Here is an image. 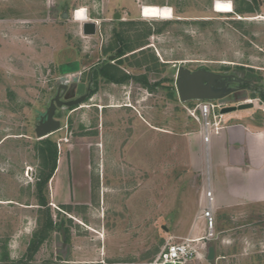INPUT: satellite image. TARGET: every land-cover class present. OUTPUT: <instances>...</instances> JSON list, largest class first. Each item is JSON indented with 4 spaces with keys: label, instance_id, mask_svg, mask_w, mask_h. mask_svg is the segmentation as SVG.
Here are the masks:
<instances>
[{
    "label": "rangeland",
    "instance_id": "obj_1",
    "mask_svg": "<svg viewBox=\"0 0 264 264\" xmlns=\"http://www.w3.org/2000/svg\"><path fill=\"white\" fill-rule=\"evenodd\" d=\"M99 61L96 92L42 138L58 165L41 193L39 113L60 84L67 97L86 87ZM180 67L246 76L254 107L239 113L264 123V0H0V264H153L187 238L205 244L187 264H264V201L213 207L216 236L204 237L210 177Z\"/></svg>",
    "mask_w": 264,
    "mask_h": 264
},
{
    "label": "crops",
    "instance_id": "obj_2",
    "mask_svg": "<svg viewBox=\"0 0 264 264\" xmlns=\"http://www.w3.org/2000/svg\"><path fill=\"white\" fill-rule=\"evenodd\" d=\"M246 117L239 111L225 114L224 127L208 144L197 132V163L204 181L210 177L216 210L264 201V123Z\"/></svg>",
    "mask_w": 264,
    "mask_h": 264
},
{
    "label": "water",
    "instance_id": "obj_3",
    "mask_svg": "<svg viewBox=\"0 0 264 264\" xmlns=\"http://www.w3.org/2000/svg\"><path fill=\"white\" fill-rule=\"evenodd\" d=\"M97 32V23L95 21H85L83 23V33L86 35ZM112 58V57H111ZM232 75L211 71L205 67L197 70H190L186 67H180L177 74L176 84L180 99L188 100H215L222 95L220 88H225L226 82ZM67 88V84H60L57 93L51 98L49 105L44 112L39 113L37 123L35 124V133L37 138L42 139L62 128L60 119L57 118L59 109L63 107H77L83 103L90 94L91 89L80 97L64 99L61 89ZM254 107L253 101H237L236 105H224L223 114L233 113L240 110ZM215 257V248L210 247L208 251V260Z\"/></svg>",
    "mask_w": 264,
    "mask_h": 264
},
{
    "label": "built area",
    "instance_id": "obj_4",
    "mask_svg": "<svg viewBox=\"0 0 264 264\" xmlns=\"http://www.w3.org/2000/svg\"><path fill=\"white\" fill-rule=\"evenodd\" d=\"M224 105L216 100H199L195 106L189 109L191 115L200 124L199 132L203 141L208 144L213 134H217L224 127V115L221 111ZM208 204L202 215L206 224L205 236L212 239L216 236L215 215L213 208V194L208 185L207 190ZM204 245L199 246L197 239L187 238L181 242L167 244L156 258L153 264H187L195 258L204 256L202 249Z\"/></svg>",
    "mask_w": 264,
    "mask_h": 264
},
{
    "label": "flooded vegetation",
    "instance_id": "obj_5",
    "mask_svg": "<svg viewBox=\"0 0 264 264\" xmlns=\"http://www.w3.org/2000/svg\"><path fill=\"white\" fill-rule=\"evenodd\" d=\"M127 56V55H125ZM112 57V58H111ZM123 58V54L116 53L114 55H110V62H118ZM70 65V63H68ZM108 65L102 62H97V65L94 67L93 75L90 76L89 84L84 87L80 85V92H77L75 96L67 97L66 94L69 91V86L65 89L62 87L61 93L63 94L64 99H71L85 95L89 89H91L89 99L95 92L96 85H98L99 77H103L106 74V70H108ZM223 74L232 75L228 78L226 82L225 88L221 89V97L219 99H215L216 101L222 103L223 105H236L237 101H240L245 96H247L248 91L253 89V84L250 79L244 75H240L238 72H222ZM95 74V76H94ZM60 86V85H59ZM59 88V87H58ZM57 93V92H56ZM49 105V104H48ZM47 105V106H48ZM46 106V107H47Z\"/></svg>",
    "mask_w": 264,
    "mask_h": 264
},
{
    "label": "trees",
    "instance_id": "obj_6",
    "mask_svg": "<svg viewBox=\"0 0 264 264\" xmlns=\"http://www.w3.org/2000/svg\"><path fill=\"white\" fill-rule=\"evenodd\" d=\"M251 10L252 8L249 7L245 9L244 11H251ZM235 11L243 12L240 9H235ZM39 152H40V156L45 161V166H44V173H43L44 175L42 176V178H39L36 187L38 188V191L42 193L41 190L45 188V186L48 184L50 179L53 177L54 172L58 165L57 163L58 162L57 143L50 138L42 139L40 141ZM40 192L38 193L39 194V204L45 206L46 200ZM52 226H53V222L52 220L49 219L46 222L44 227H46V230H49L52 228ZM39 242L40 241H38L37 244Z\"/></svg>",
    "mask_w": 264,
    "mask_h": 264
},
{
    "label": "bare ground",
    "instance_id": "obj_7",
    "mask_svg": "<svg viewBox=\"0 0 264 264\" xmlns=\"http://www.w3.org/2000/svg\"><path fill=\"white\" fill-rule=\"evenodd\" d=\"M79 20H87L88 15L86 13L85 9H80L77 11V14L75 16ZM173 17L172 9L169 7H163L161 10V18L162 19H171Z\"/></svg>",
    "mask_w": 264,
    "mask_h": 264
}]
</instances>
